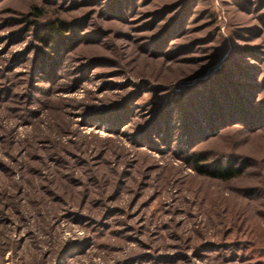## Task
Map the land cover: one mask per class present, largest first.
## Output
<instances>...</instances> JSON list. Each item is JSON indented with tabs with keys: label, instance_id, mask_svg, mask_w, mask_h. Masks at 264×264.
<instances>
[{
	"label": "rangeland",
	"instance_id": "1",
	"mask_svg": "<svg viewBox=\"0 0 264 264\" xmlns=\"http://www.w3.org/2000/svg\"><path fill=\"white\" fill-rule=\"evenodd\" d=\"M261 103L264 0H0V264H264Z\"/></svg>",
	"mask_w": 264,
	"mask_h": 264
},
{
	"label": "trees",
	"instance_id": "2",
	"mask_svg": "<svg viewBox=\"0 0 264 264\" xmlns=\"http://www.w3.org/2000/svg\"><path fill=\"white\" fill-rule=\"evenodd\" d=\"M69 27L67 24L61 23L60 25L57 24H49L48 25V32L47 36H50L51 38H59L60 42L63 44L65 43L68 39L67 32H69ZM228 84V83H225ZM223 89L224 95L223 98H221L222 101H227L228 97L231 96V93H228L225 95V92L229 91V86L224 87V85L221 86ZM252 96V95H251ZM255 97V96H254ZM218 97L211 96L209 99H212L213 102H207V104H204L202 99L196 103H191L188 105H184V115L187 118L188 115L195 113L199 116L202 117V120H206V122L209 123L210 127H216L217 123L216 121L219 119H224L223 116H226L228 118L232 117H241V119L246 120V118L242 117H247V115H244L243 111H239L237 107H234L233 105L230 106L229 110H224L222 105L220 104L219 100L217 99ZM215 99V100H214ZM218 101V102H217ZM249 102V101H248ZM252 102V100H250ZM210 103V104H209ZM231 104V103H230ZM256 106V103L254 102ZM246 105H250L249 103H246ZM259 105V104H257ZM261 108L258 109L260 112L261 110H264V103H261L259 105ZM239 111V112H238ZM249 112V111H248ZM250 114V112H249ZM190 122V121H189ZM249 122V120H248ZM189 125V123H186ZM201 161L197 157L193 159V162L196 166V170L200 175L203 176H208L223 182H229L239 176H241V170L238 168H235L231 165H217L212 168L209 167H202L201 166Z\"/></svg>",
	"mask_w": 264,
	"mask_h": 264
}]
</instances>
